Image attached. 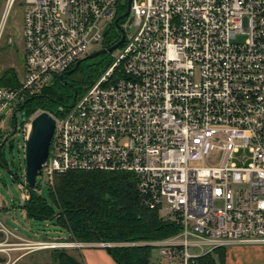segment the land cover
I'll return each instance as SVG.
<instances>
[{
  "label": "built area",
  "instance_id": "1",
  "mask_svg": "<svg viewBox=\"0 0 264 264\" xmlns=\"http://www.w3.org/2000/svg\"><path fill=\"white\" fill-rule=\"evenodd\" d=\"M22 1L20 84L0 86V113L12 104L0 164L14 132L26 139L40 113L20 124L22 101L101 44L128 0ZM3 2L0 37L16 0ZM129 14L109 65L66 111L50 113L54 131L37 176L52 185L68 171L132 173L140 203L179 225L161 239L125 242L157 248L155 264L264 244V0H130ZM0 235L7 256L82 244L29 241L1 221Z\"/></svg>",
  "mask_w": 264,
  "mask_h": 264
},
{
  "label": "trees",
  "instance_id": "2",
  "mask_svg": "<svg viewBox=\"0 0 264 264\" xmlns=\"http://www.w3.org/2000/svg\"><path fill=\"white\" fill-rule=\"evenodd\" d=\"M125 6L118 9V17ZM114 24L105 31L101 47L115 43ZM109 53L101 59L81 60L57 75L53 82L27 96L19 105L25 120L38 108L53 115L66 111L98 78L108 65ZM88 63V64H87ZM82 67L85 71L78 73ZM10 69L0 77V86L17 87ZM51 202L35 190L28 189L22 208L25 216L50 221L66 229L70 240L80 242H110L105 247L116 264H155L153 246L116 243L149 241L175 234L179 225L161 218L157 211L140 203L135 176L130 172L68 171L56 173L48 185ZM51 264H84L66 248L50 250ZM223 248H217L197 258L192 264H224Z\"/></svg>",
  "mask_w": 264,
  "mask_h": 264
},
{
  "label": "rangeland",
  "instance_id": "3",
  "mask_svg": "<svg viewBox=\"0 0 264 264\" xmlns=\"http://www.w3.org/2000/svg\"><path fill=\"white\" fill-rule=\"evenodd\" d=\"M4 2L0 0V15L3 10ZM25 5L22 0H16L15 4L11 8L3 26L2 35L0 37V77L4 71L10 69L12 71L9 75H13L12 80L20 81L22 76V64H23V50H22V23H23V9ZM124 30H129L127 22L122 24ZM101 49L100 43H94L88 49V54L93 53ZM93 57L87 59V62L94 61ZM102 58V57H101ZM100 58V59H101ZM110 63V57L108 58V65ZM88 64V63H87ZM107 65V66H108ZM85 67H82L78 73L84 72ZM91 86V85H90ZM12 105V104H11ZM11 105L7 106L0 113V141L4 135V132L11 128L12 123V111H10ZM41 109L38 108L35 111ZM34 111V112H35ZM17 118L20 116V111L16 112ZM12 149H8V142L4 145L6 164H0V221L4 223L12 231H16L24 236L34 239H54V240H67L69 239V233L66 229L60 228L50 221H39L30 219L25 216V212L22 208V203L27 196V186L25 178V133L22 128L17 129L13 134ZM213 158L209 164L213 165L219 159L218 153H213ZM245 153L241 150L236 154V161L244 156ZM13 160L14 164H11ZM40 186L37 187V193L41 194L48 202H51V198L48 192L47 182L43 180L41 175L36 178ZM215 204H219L216 202ZM15 240V239H14ZM80 242V241H78ZM133 242V241H127ZM98 243V242H97ZM119 245H131L125 242L116 243ZM80 260L81 255L75 254ZM153 258H159V252L157 248L152 250ZM83 261V260H82ZM20 264V263H18Z\"/></svg>",
  "mask_w": 264,
  "mask_h": 264
},
{
  "label": "crops",
  "instance_id": "4",
  "mask_svg": "<svg viewBox=\"0 0 264 264\" xmlns=\"http://www.w3.org/2000/svg\"><path fill=\"white\" fill-rule=\"evenodd\" d=\"M12 232L29 241L54 240L48 238L34 239L24 236L16 231ZM64 241L72 240H70L69 236V239ZM65 248L74 255L77 253L81 255L84 264H116L108 253V250L105 247L100 246L97 242H82L80 246ZM50 250V248H13L9 250L8 256L5 253H0V262L2 264H51ZM223 252L224 264H264V244L233 245L223 248Z\"/></svg>",
  "mask_w": 264,
  "mask_h": 264
},
{
  "label": "water",
  "instance_id": "5",
  "mask_svg": "<svg viewBox=\"0 0 264 264\" xmlns=\"http://www.w3.org/2000/svg\"><path fill=\"white\" fill-rule=\"evenodd\" d=\"M129 4L130 0L127 1L126 11L119 17L124 18L127 15L129 11ZM118 18L114 20V25L117 28H119V25L117 23ZM124 38V31L121 30V36L114 44H112L108 48L99 49L93 53L85 55L84 57L76 61L73 69H75V67L80 63L81 60H87L101 54H108L112 52L122 44ZM25 121L26 120L24 114L20 112L18 122L22 124ZM54 125L55 120L47 111H41L30 121V127L25 139V178L27 190H33L35 188L36 176L38 173H40V169L48 157L49 146L54 131ZM12 145L13 142L12 139H10L8 141L9 150L12 149ZM1 154L2 164H6L7 160L5 158L4 152L2 151ZM10 163L14 164L13 160H11Z\"/></svg>",
  "mask_w": 264,
  "mask_h": 264
},
{
  "label": "flooded vegetation",
  "instance_id": "6",
  "mask_svg": "<svg viewBox=\"0 0 264 264\" xmlns=\"http://www.w3.org/2000/svg\"><path fill=\"white\" fill-rule=\"evenodd\" d=\"M125 11H126V9H125L121 14H123ZM121 14H120V15H121ZM120 15H119V16H120ZM119 16H118V17H119ZM130 21H131V19H130V14H129V11H128L127 15H126L124 18L119 17V18L117 19V23H118V25H119V28H117L116 26H114L115 33H116V34L119 33L120 36H121V30H124V29L122 28V24L127 22V25H128V24H130ZM119 38H120V37H119ZM112 44H114V43H112ZM112 44H110L109 46H111ZM109 46H103V47H101V49L108 48ZM104 55H106V54H101V55H100V58L103 57ZM96 57H98V56H96Z\"/></svg>",
  "mask_w": 264,
  "mask_h": 264
}]
</instances>
